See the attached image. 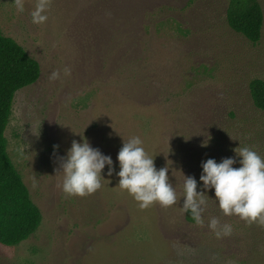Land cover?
Instances as JSON below:
<instances>
[{
    "label": "rangeland",
    "instance_id": "374dc122",
    "mask_svg": "<svg viewBox=\"0 0 264 264\" xmlns=\"http://www.w3.org/2000/svg\"><path fill=\"white\" fill-rule=\"evenodd\" d=\"M22 2L21 12L16 0H0V32L38 62L40 75L15 93L4 136L42 219L26 241L0 245V264H253L236 240L240 219L218 211L211 189L203 225L188 222L180 207L183 176L202 191L201 161L238 160L233 150L243 146L261 150L264 112L253 106L248 82L264 80V24L251 44L227 26L228 0H144L153 15L141 21L138 47L98 74L96 11L83 0H51L46 22L32 24L36 0ZM53 70L60 79H48ZM133 136L157 169L168 168L175 205L142 209L117 185V152ZM83 138L111 157L114 171L105 175V166L95 192L68 196L60 158ZM212 217L231 234L217 238L207 227Z\"/></svg>",
    "mask_w": 264,
    "mask_h": 264
},
{
    "label": "trees",
    "instance_id": "16d2710c",
    "mask_svg": "<svg viewBox=\"0 0 264 264\" xmlns=\"http://www.w3.org/2000/svg\"><path fill=\"white\" fill-rule=\"evenodd\" d=\"M83 1L88 12L96 11V73L99 74L107 70L109 62L113 65L115 60L129 56L133 47L136 50L138 46H134V43L138 45L140 32L144 29L141 21L153 15L149 11L152 6L144 8V0ZM140 8L145 9L142 19ZM225 21L229 29L249 43L257 44L260 41L264 14L258 0H228ZM39 75L38 62L14 40L0 32V245L4 247H14L29 239L42 219L7 154L4 136L15 93L34 84ZM248 93L255 109L264 112V80H250ZM259 141L261 150L258 154L264 158V131ZM218 211L222 214L219 208ZM185 217L188 222L194 223L189 214L185 213ZM99 222L100 219L96 218V224ZM240 226L243 231L236 240L246 250L248 261L264 264V225L246 223L240 219Z\"/></svg>",
    "mask_w": 264,
    "mask_h": 264
},
{
    "label": "clouds",
    "instance_id": "9594fccd",
    "mask_svg": "<svg viewBox=\"0 0 264 264\" xmlns=\"http://www.w3.org/2000/svg\"><path fill=\"white\" fill-rule=\"evenodd\" d=\"M51 0H36L33 10L29 13L32 24L46 22L47 10ZM16 7L22 12V0H16ZM63 75H69L70 69L64 67ZM61 72L53 70L48 79H60ZM210 139V137H208ZM202 146H207V142ZM54 150L56 146H53ZM234 157L222 158L216 162L213 158L201 161L198 181L192 176H183L181 187L183 198L180 210L187 213L197 225H203L202 213L206 207V192L213 191V199L225 216L235 215L246 223L264 225V158L249 146L235 148ZM116 160L119 178L117 185L126 191L140 208L153 203L169 207L177 203V193L169 183L168 168L157 169L153 157H149L142 146V140L133 136L123 140ZM238 164V167H233ZM107 165L105 175L113 174V161L110 156L93 148L86 139L80 142L73 140L70 147L60 158L59 170L62 174L61 190L68 196L89 195L101 187V172ZM180 197V198H181ZM207 227L220 238L231 234L230 224H221L216 217L209 219Z\"/></svg>",
    "mask_w": 264,
    "mask_h": 264
}]
</instances>
